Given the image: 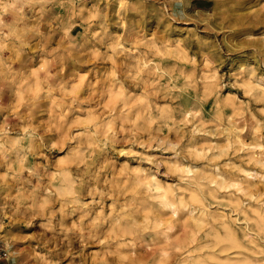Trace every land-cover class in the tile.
Instances as JSON below:
<instances>
[{"label":"clouds","instance_id":"obj_1","mask_svg":"<svg viewBox=\"0 0 264 264\" xmlns=\"http://www.w3.org/2000/svg\"><path fill=\"white\" fill-rule=\"evenodd\" d=\"M0 264H264V0H0Z\"/></svg>","mask_w":264,"mask_h":264}]
</instances>
